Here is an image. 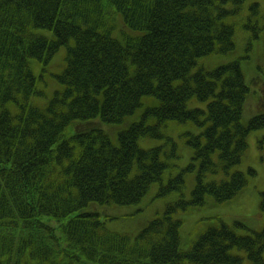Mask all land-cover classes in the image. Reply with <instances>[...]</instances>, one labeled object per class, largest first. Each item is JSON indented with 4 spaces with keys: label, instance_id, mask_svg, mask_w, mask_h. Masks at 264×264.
Masks as SVG:
<instances>
[{
    "label": "trees",
    "instance_id": "obj_1",
    "mask_svg": "<svg viewBox=\"0 0 264 264\" xmlns=\"http://www.w3.org/2000/svg\"><path fill=\"white\" fill-rule=\"evenodd\" d=\"M244 1L0 0V264H264V227L209 226L185 250L175 217L207 196L232 200L257 173L236 165L264 129V83L245 124L260 81L240 60L202 62L235 50L230 19ZM177 124L193 131V153L174 171L179 143L166 132ZM148 139L164 143L144 147ZM154 183L169 196L164 212L134 236L108 230V207L138 204Z\"/></svg>",
    "mask_w": 264,
    "mask_h": 264
},
{
    "label": "rangeland",
    "instance_id": "obj_2",
    "mask_svg": "<svg viewBox=\"0 0 264 264\" xmlns=\"http://www.w3.org/2000/svg\"><path fill=\"white\" fill-rule=\"evenodd\" d=\"M254 3L258 4V13L251 16L250 7H252ZM263 12L264 0H245L238 14L230 19L235 29V50L228 54H216L210 58L212 59L211 61H202L203 63L205 62L204 65L210 67L219 63L227 64L234 60H240L244 74H246L248 80L257 77L256 82L258 83L260 81V84L254 88V91L247 98L245 104L246 108L243 114V122L245 124H247L253 116L257 115L261 109L258 105V95L259 86L264 83V22L261 16ZM114 19V22L116 21V29L119 31L123 26V18L116 13ZM237 34H239L238 37ZM65 52L66 48H62L48 65L47 72H45L49 79V84L47 83L48 87H55V85H57L56 79L52 75L59 74L58 72L62 70L57 62L61 61V53ZM39 66L42 67L39 64H34L33 66L37 74L41 71ZM259 67L261 69H258ZM52 90L53 88H49V92ZM177 125L179 127L173 126L172 129L168 127V130L171 132H166V134L175 137V140L179 143L178 148L181 155L178 165L183 169L190 163V156H192L193 153V149L186 143L185 136L186 132L192 130L187 127L186 124ZM190 125L194 127L193 124ZM248 142L249 149L237 169L248 173V169L253 168L257 173L256 175H249V183L244 190L235 198L225 203H216L213 197L207 196V203L205 205L198 207L192 206L189 207L188 210L178 211L175 214V217L183 220L181 233L182 247L185 250L189 247V240L193 239L192 241L194 242L198 235L209 226H219L225 223L235 228L236 222H240L255 231L263 229L264 218L261 215L260 203L262 197L261 193L264 192V129L251 132L248 136ZM163 143L164 140L160 139L142 141L144 147H152V145L158 144L162 145ZM166 152L169 151L166 150ZM189 172L190 173L185 174L187 180L185 193L187 198L190 197L191 191L196 183V168L189 170ZM159 190L160 186L154 183L138 204L108 207L110 215L116 218L109 219L103 217L107 229L133 236L138 234L152 219L163 213L166 208L169 196L166 198L159 197ZM101 209L104 210L105 207H101ZM237 231L241 234L248 232L244 227H239ZM244 264H246V261Z\"/></svg>",
    "mask_w": 264,
    "mask_h": 264
},
{
    "label": "bare ground",
    "instance_id": "obj_3",
    "mask_svg": "<svg viewBox=\"0 0 264 264\" xmlns=\"http://www.w3.org/2000/svg\"><path fill=\"white\" fill-rule=\"evenodd\" d=\"M217 55H219V54H217ZM46 86L44 85V83L43 82H38V84H37V90L38 91H43V90H45V92L47 91V92H49V88H45ZM42 95L43 96H45V95H47V93H42ZM40 98H38L37 100H39ZM122 126V125H121ZM124 128V127H123ZM146 131H150V129H148V128H146L145 129ZM151 134L153 135V133L151 132ZM155 134V133H154ZM139 137H140V135H139ZM244 157V156H243ZM243 157H242V160H243ZM170 162H171V168L170 169H173L174 171L176 170V168H177V163L179 162V160H170ZM240 163H238L236 166H238ZM180 171V170H179ZM178 174V172H176V174L175 175H177ZM196 177V176H195ZM186 179V178H185Z\"/></svg>",
    "mask_w": 264,
    "mask_h": 264
}]
</instances>
